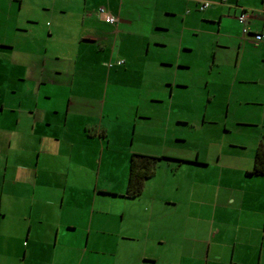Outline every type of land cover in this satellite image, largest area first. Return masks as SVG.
I'll return each mask as SVG.
<instances>
[{
	"label": "crops",
	"instance_id": "crops-1",
	"mask_svg": "<svg viewBox=\"0 0 264 264\" xmlns=\"http://www.w3.org/2000/svg\"><path fill=\"white\" fill-rule=\"evenodd\" d=\"M11 1L15 0H0V236L1 240H10L8 234L19 240L26 236L28 243L16 257L17 264H101L100 254L109 256L106 264H264L263 248L256 251V242L243 229L225 235L235 240L230 249L211 247L210 236L203 231H180L178 215L167 223L156 219L153 234L143 228L131 233L128 224L143 220L140 214H132L127 204L120 208L109 202L114 206L110 209L98 195L131 201L140 197H125L123 190L108 188L99 192L95 187L83 203L85 209L76 198H68V191L82 187V176L92 171L95 152L100 151L102 164L109 154L124 156V151L112 149L119 140L130 147L126 136L112 138L103 118L102 122L97 118L99 112L104 115L106 101L98 95L91 58L106 51L109 36L124 35L131 42V32L136 31L143 66L157 75L149 91L158 94L152 102L160 107L140 102L133 108L137 115L154 110L155 115L143 116L161 120L163 133L153 137L156 154L145 148L135 153L160 155L155 157L161 160L179 156L181 164L208 167L199 151L193 158L185 155L186 150L171 154L173 149L166 145L172 139L186 142L182 135H174L176 128L172 134L171 111L191 107L200 111L198 98H205L201 88L208 100L217 93H238V108L262 106L254 116H260L264 125V40L254 37L264 34L263 0H211L204 10L196 2L205 12L200 24L195 0H44L30 9L22 5L15 9L8 4ZM100 8L118 22L102 21L97 15ZM241 8L250 11L248 34L237 19ZM194 29L198 36L193 41L187 31ZM87 46L95 49L85 52ZM126 54L125 64L132 58L131 52ZM194 67L204 73L199 75L197 100L192 76L189 80ZM225 100L232 103L231 97ZM160 109L168 110L166 118L156 114ZM176 121L191 131L205 122L179 117ZM238 123L247 122L239 117ZM6 191L13 196L9 194L5 203ZM9 229L11 233H6ZM5 246L8 249L9 242Z\"/></svg>",
	"mask_w": 264,
	"mask_h": 264
},
{
	"label": "rangeland",
	"instance_id": "rangeland-1",
	"mask_svg": "<svg viewBox=\"0 0 264 264\" xmlns=\"http://www.w3.org/2000/svg\"><path fill=\"white\" fill-rule=\"evenodd\" d=\"M20 1L15 0L8 4H13L15 9H19L21 5L30 9L33 5L40 6L44 0ZM202 1L213 3L211 0L194 1V14L199 19V24L203 21L201 16L205 12L197 8L196 2ZM230 1L236 2V0ZM173 20L175 19L173 18ZM199 24L196 28H199ZM176 25L177 27L179 25L178 19L175 20L174 26ZM188 25L191 23L189 22ZM172 31L175 32L174 28ZM182 31L183 29L177 32L180 34ZM187 32L189 38L193 41L197 40L198 33L195 29ZM131 33L133 34L131 42H128V38L125 39L124 35L107 37V40L104 41L107 47L106 51L98 55L96 53L91 58L94 62L92 67L98 74L95 79V84L97 83L99 89L98 95L102 102L106 101L104 115H101L100 112L97 114L98 121L102 122L103 118V124L107 126L108 134L112 138L126 136L127 144L130 147L127 148L119 140L112 149L116 152L124 151V156L123 153L118 154V152L109 154L103 159L102 164H100V151L95 152L93 160L95 164L92 171L84 174L80 180L82 187L76 186L74 190L68 191V198H76L82 204L81 208L85 207L83 203L91 198L92 190L95 187H98L99 192L106 188L123 190L122 195L126 197L131 155L146 154L135 153L136 150L141 151L144 148L150 149L148 151L151 152L150 154H156L157 148L152 150L151 145L155 143L153 137L163 133L160 125L161 120L154 121L143 116L145 114L155 115L154 110L142 111L143 113L137 115L133 108L140 102H146L149 106L159 105L152 102L153 98H158V94L149 91V88L154 87L157 75H155L154 69L147 70L143 66V50L137 45L139 36L136 31ZM164 36L161 34L162 38ZM90 48L85 52L89 53L94 47L91 50ZM129 52H131L132 58H128V63L121 66L115 64L118 60H127L126 53ZM144 53L146 54L145 49ZM84 56L86 63L90 59L89 54ZM109 63H114L113 69L108 67ZM79 64L82 63L79 62ZM197 68L194 67L189 76V80L192 76L191 82L195 87L192 95L196 100L199 97L198 88H201L199 75L203 73L201 70L197 71ZM200 91L205 97L204 100L198 98V101H201L203 105L200 111L195 107L177 111L172 109L171 111L172 134L176 128L174 135H182L186 138V142H177L172 139L166 145L173 149V151H169L171 154L180 150L177 154L182 155L184 154L182 151L186 150L185 155L197 158L196 154L199 151L200 158L207 160L210 165L208 164L209 166L205 168L195 167L191 164H181L179 156L168 157L157 162L154 176L145 180V189L140 198L131 201L111 194L101 195V193L98 198L106 200L105 203L118 204L120 208L127 204L132 214H140L143 220L131 221L128 224L131 233H135V228L141 230L143 228V230H151L149 232L153 234L156 229V219L161 218L162 223H167L165 220L170 216L178 215L180 231H187V233L203 231L206 236H210L211 247L218 244L222 248L230 249L235 240L225 235L243 229V232L251 234L252 242H256L255 250H260L262 247L264 253V176L249 174V171L253 169L257 144L259 140H264V125L261 117L254 116L260 114L263 107L246 104L240 109L236 101L239 97L238 93H217L211 95V100H208L206 91L203 93L202 88ZM228 97L232 99L230 105L225 100ZM167 111L163 110V113L165 112L163 114L160 109L156 111V114L166 118ZM178 117L187 118L192 122H205L202 126L197 125L191 131L188 126L186 128L177 124ZM239 117L247 123L239 124ZM165 124L167 123L163 122V125ZM140 142H142L141 145ZM94 148L100 149L95 146ZM220 154L223 155L222 161L220 164H216L215 161ZM9 194L11 193L6 191L3 195L5 203ZM109 207L110 209L114 208L110 203ZM111 212L116 213L114 210ZM185 218L188 219L186 223L183 222ZM125 224L127 223L125 222ZM6 233H11V229ZM8 236L12 242L7 238L1 240L0 236V264H17L16 257L24 247L23 244L28 243V240L26 236L21 238L22 240L11 237L9 234ZM5 242L10 244L8 249ZM204 246H208V244L205 243ZM98 257L101 264L108 262L109 256L100 254Z\"/></svg>",
	"mask_w": 264,
	"mask_h": 264
},
{
	"label": "trees",
	"instance_id": "trees-1",
	"mask_svg": "<svg viewBox=\"0 0 264 264\" xmlns=\"http://www.w3.org/2000/svg\"><path fill=\"white\" fill-rule=\"evenodd\" d=\"M202 1L198 3L199 9L201 8ZM264 4V0H263ZM212 5V3H211ZM210 5V6H211ZM162 158L150 156L147 154H132L130 158L129 167V180L126 194L131 198L140 197L145 189V180L154 176L155 167L159 160ZM250 175L264 176V143L261 142L255 153L254 166Z\"/></svg>",
	"mask_w": 264,
	"mask_h": 264
},
{
	"label": "built area",
	"instance_id": "built-area-1",
	"mask_svg": "<svg viewBox=\"0 0 264 264\" xmlns=\"http://www.w3.org/2000/svg\"><path fill=\"white\" fill-rule=\"evenodd\" d=\"M210 5H211V2H203L202 5H201V8L202 9H206V8L210 7ZM249 14H250V11H248L245 8H241L240 14L237 16L238 21L243 26V33L244 34H248L249 33V29L246 27V24H247L248 19H249ZM97 15L105 23L113 25V24L118 22V19L116 17H114L111 13H109L105 8H100L98 10ZM254 37H255V39L257 41L264 40V34H255ZM124 63H125L124 60H118L115 64L118 65V66H121ZM113 66H115L114 63H109L108 64V67H110V68H112Z\"/></svg>",
	"mask_w": 264,
	"mask_h": 264
}]
</instances>
